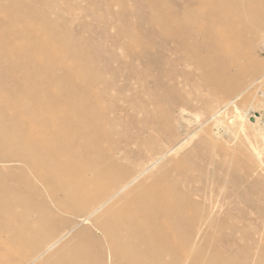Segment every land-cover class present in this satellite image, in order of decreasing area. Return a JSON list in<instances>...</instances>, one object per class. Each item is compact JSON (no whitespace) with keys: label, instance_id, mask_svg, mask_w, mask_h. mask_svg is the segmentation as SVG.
I'll return each instance as SVG.
<instances>
[{"label":"bare ground","instance_id":"obj_1","mask_svg":"<svg viewBox=\"0 0 264 264\" xmlns=\"http://www.w3.org/2000/svg\"><path fill=\"white\" fill-rule=\"evenodd\" d=\"M188 1H193L194 5L189 7V4L187 12L183 16L181 15L183 19L179 15L177 16L179 21L182 20L184 26L186 25L185 34L187 35L180 43L181 51L185 49L183 50L185 55L181 54L182 56H180L184 57L186 63H191L196 59L198 67H203L207 57L213 60V71L209 73L205 71L206 77L214 75V78L222 79L225 77L226 63L228 61L238 62L242 55H245L243 47L253 46L255 51L257 46L264 43V39L263 43H256L257 36L255 34L258 30H264V0ZM6 2L17 9L24 10L30 8L33 0H0V10L3 9ZM47 5L49 6V4ZM49 7L47 10L46 7L44 9L48 11ZM35 8L36 10L30 9L31 14H28L25 20L18 17L17 26L21 27L23 23L29 24L31 16L40 15L37 6ZM3 11H6L5 7ZM19 14L24 16V13L20 11ZM16 15L14 17H17ZM46 16L48 15L45 13L42 18ZM198 16L201 17V20L197 18ZM39 18L41 19V17ZM12 19L10 18V20ZM156 20L155 22L159 24V21ZM197 21V28L191 27ZM3 24L5 23L3 22ZM6 24L8 23L6 22ZM54 24L52 26H55ZM183 24L179 25L183 26ZM10 28L12 32L8 37L0 35V71H2L0 74L2 75L4 69L8 70L4 72V77L0 76L5 79V82L0 85V141L8 146L12 153L15 152L18 160L36 165L35 167L42 175L55 177V181L56 178L63 179L64 184L61 185L62 187L65 185L64 194L65 187L67 189L66 193L68 192L69 198L67 204L70 205V209L56 203L57 209L70 211L74 218L66 224L58 223V212L51 208L40 207L41 204L39 207L34 206L29 198L30 195L21 190H14V185L11 187L6 178H1L0 171V264H139L140 262L164 264L162 259L166 254H171L172 257L169 264H179L181 259L189 260L193 255H197V238L202 234L204 228L210 229L218 226L217 209L221 205L218 206V198L214 199L212 195L208 196L207 192H201L200 189L190 193L192 196L197 195L202 198L199 200L191 198L188 194L180 193L169 184L167 177L162 175V171L164 172L167 168L169 172H176L175 179L178 182L185 180L188 183L189 180L193 181L194 179L192 174L180 170L178 161L168 158L174 152L177 144L172 145L171 143L165 147L156 146L158 149L154 147L156 151L149 153L146 158L139 160L134 156L137 161L128 162V160L131 161V156L128 159V154L125 151L128 145H124L127 148L122 145L129 139H124L127 137V133H119V138L116 137V134L118 126L120 128L123 124L122 115L124 113L128 115L137 110L136 102L135 105L130 104L124 101L126 100L124 96L122 97L125 99L122 100L116 98L118 90L113 92L110 90V86L105 84L102 89H97V84L108 83L101 79L102 75L97 73L93 74L92 83L87 84V87L81 86L77 89L69 86L67 89V78L76 80L80 77L72 69L69 60L66 57L48 56L47 50L49 49L46 47V43L41 39L34 38L32 34L31 37L27 36L26 29H18L20 34L25 35L24 38H26L21 39L18 37L19 32L16 30V25L9 26ZM14 30L18 34L14 33ZM183 32L181 33L183 34ZM177 36L179 35L177 34ZM61 42L58 46L69 45L68 42ZM12 47L13 51L7 49ZM56 48L53 45V53L57 51ZM173 48L176 49V47ZM195 48H199L204 53L196 56L193 51ZM78 59L77 57L75 60ZM250 60L253 62L254 58L251 57ZM81 62L85 63V60ZM59 69H62L64 73L57 71ZM88 69L87 67L88 73H85L92 75L93 71L90 72L91 70L88 71ZM166 74L170 76V73ZM167 75L165 76L169 78ZM252 75H254V69L250 67L243 75L242 80L245 81ZM242 80L239 82V86L243 84ZM53 84L62 86V88L52 89ZM165 84H159V88L156 87L155 90L168 91ZM64 87L66 91H63ZM113 89L116 90L114 86ZM229 90H232V87ZM165 96L163 98L167 102ZM148 97L151 98L150 94ZM129 98L133 100L134 97ZM27 99L29 102H25ZM151 101L152 99L150 103ZM155 101L162 102L163 100ZM142 107L144 106L142 105ZM253 108L251 107L252 110ZM250 117L251 112L246 111L245 118L252 122ZM259 118H257L258 121ZM142 133L137 131L134 138L141 140L148 134L146 132L145 136L141 138ZM148 138L147 135L146 139ZM146 144L143 147L146 148ZM130 151V153L133 152L132 148ZM136 152L137 156H141L140 152ZM0 153L1 162L12 165L16 161V159L9 160L6 155ZM69 158L77 160L79 166L89 165L93 168V174L76 177V172L72 173L75 166L68 170L66 168ZM161 161L166 162L158 171L156 169L158 177L157 175L147 176L146 174ZM89 173L87 172V174ZM2 177H4L3 174ZM37 179L39 178L37 177ZM18 188L20 189V187ZM52 190L50 189V191ZM56 197L52 199H56ZM60 201L62 200L60 199ZM47 205L49 204L47 203ZM187 208L191 210L189 224L196 228V233L194 238L190 237L192 239L177 241L176 236H172V232L181 228V221L186 220L184 211ZM84 223L86 226L79 229ZM71 234H73L72 238ZM68 236L71 239L64 242ZM173 240L177 242H173ZM15 256L19 259H16Z\"/></svg>","mask_w":264,"mask_h":264},{"label":"rangeland","instance_id":"obj_2","mask_svg":"<svg viewBox=\"0 0 264 264\" xmlns=\"http://www.w3.org/2000/svg\"><path fill=\"white\" fill-rule=\"evenodd\" d=\"M40 1L46 4H41ZM159 1L163 3L160 4ZM193 3L188 0H149V2L148 0H39V2L33 0L30 8L20 10L6 2L4 5L6 11H3L4 7L0 10V35L8 37L12 32L9 26L16 25L17 32H19L18 29H26L27 36L31 37L32 34L34 38L43 40L49 49L47 50L48 56L66 57L71 63L72 69L80 76L76 80L67 78V89L69 86L77 89L81 86L87 87V84L89 85L92 81L93 74L97 73L102 75L101 79L108 82L103 85L97 84V89H102V86L107 85L113 92L118 90L116 98L121 100L126 98L124 101L130 104L136 102L137 110L132 112L133 114L127 115L123 112L121 120L125 127L123 124L120 128L118 126L116 134V137L119 138V133H127V137L124 139H129L122 145L124 148L126 147L124 145H128V148L130 146L133 150L130 153V148L129 150L127 147L125 149L128 159L131 158V161L128 160V162L137 161L136 157L139 160L146 158L149 153L156 151L154 148L156 146L165 147L171 143L172 145L177 144L174 152L168 158L178 161L180 170L192 174L194 179L193 181L189 180L188 183L185 180L178 182L175 179L176 172H169L167 168L165 173L162 171V175L166 176L169 184L180 193L188 194L191 198L199 200L202 198L197 195L192 196L190 193L200 189L201 192H207L208 196L212 195L214 199L218 198V206L221 205L217 209L218 226L210 229L204 228L202 234L197 238V255H193L189 260L181 259L179 264H207L208 262L209 264H264V58L260 53L262 45L257 46L255 51L253 46L243 47L245 55H242L238 62L228 61L226 63L225 77L222 79L218 80L216 77L214 78V75L206 77V73L213 71V60L207 57L203 67H198L196 59L191 63H186L184 57H181L185 55L183 51L185 49L182 50L183 52L181 51L180 43L187 35L185 34L186 25L184 26L182 20L179 21L177 16H183L187 12L186 10L194 5ZM35 5L40 13L37 15L38 18L29 15L30 18H28L31 20L29 24L23 23L21 27L17 26L18 17L25 20L27 15L31 14L32 9L36 10ZM39 5H42L41 8ZM43 5L46 10L48 7L50 10L46 11ZM19 11L24 13V16L19 14ZM45 13L48 15L47 18L44 17L46 19L42 18ZM152 14L154 15L152 16ZM15 15L17 17H14ZM153 17L154 19H152ZM10 18H13V21ZM197 18L201 20L200 16ZM155 20L159 21V24ZM53 24L55 26H52ZM179 24H183V26ZM196 26H198V21L191 25V27L197 28ZM167 29L169 30L167 31ZM182 31H184L183 34ZM14 33H16L15 30ZM255 34L257 36L256 43H263L264 30H258ZM24 36L19 32L18 37L26 39ZM202 39H204L203 36ZM61 41L68 42L69 45L58 46ZM52 43L54 47H57L55 53H53ZM177 48L180 50L175 52L178 50ZM7 49L13 51L14 48ZM193 51L196 56L204 53L199 48H195ZM73 55L79 59L75 60L77 57L75 58ZM251 57L254 58L253 62L250 60ZM84 60L86 64L81 62ZM87 67L91 70L90 72L93 71L92 75L87 74ZM250 67L254 69V75L243 81L242 77ZM6 71H8L7 68L0 76L4 77L3 74ZM57 71L64 73L62 69ZM205 71L207 72L205 73ZM166 73H170V76ZM82 74L83 76H81ZM3 77H0V85L5 82ZM241 80L243 84L239 86ZM161 83L167 84L165 87H168V91L155 90ZM113 86L116 90L113 89ZM229 86L232 87V90H229ZM57 87L62 88L56 84L52 85V89ZM63 91H66L65 87ZM149 94L151 98L148 97ZM128 96L134 97L133 100ZM164 96L167 97V102L163 98ZM135 99L136 101H134ZM25 102H29V100L27 99ZM251 107H254L253 110ZM138 110L139 112H137ZM246 111L251 112L250 120L252 122L245 118ZM155 113L157 114L154 115ZM148 127L150 130H147ZM136 130L143 132L141 138L145 136L146 132L148 134L139 140L134 138ZM169 134L171 136H168ZM147 135L148 139H146ZM152 136L154 137L152 138ZM151 140L154 142L152 143ZM145 142H148V145ZM2 143L0 141V152L6 155L9 160L16 159V161L12 162V165L0 161V171L4 176L2 177L1 174V178H6L11 187H20V189L14 187V190H21L30 195L29 198L34 206L39 207L41 204L40 207L51 208L58 212V223L70 222L74 218L73 214L70 211L57 209L58 203H60L58 205L70 209V205L67 204L69 198L66 187L65 194L63 193L65 186L62 187L63 179L56 178L55 181V177L42 175L35 167L36 165L18 160L15 152L12 153V150ZM151 143L155 145L153 146ZM145 144L146 148L143 147ZM136 151L140 152L138 154L142 158L137 156ZM135 152L136 154H133ZM122 153L124 152L122 151ZM76 161L74 158H69L67 170L75 166L72 173L75 171L76 177L93 174V168L87 164L79 166ZM165 162H158L155 168L146 175L156 176V172L164 166ZM90 169L91 171H89ZM85 171L90 173L87 174ZM192 182L194 183L192 184ZM50 189L53 190L50 191ZM54 196H57L56 199H52L55 198ZM184 212L186 220L181 221L182 225L179 230L172 232V236H176L177 241L192 239L196 233V228L189 224L191 210L187 208ZM83 226L86 224H82L79 229ZM70 236L72 238L73 234ZM70 236L64 242L70 240ZM177 241L173 240V242ZM15 258L19 259L16 256ZM162 261L164 264H169L172 261L171 254H166ZM183 261L185 262L183 263ZM139 264L147 263L140 262Z\"/></svg>","mask_w":264,"mask_h":264},{"label":"built area","instance_id":"obj_3","mask_svg":"<svg viewBox=\"0 0 264 264\" xmlns=\"http://www.w3.org/2000/svg\"><path fill=\"white\" fill-rule=\"evenodd\" d=\"M260 53H261V56L264 58V43L261 46Z\"/></svg>","mask_w":264,"mask_h":264}]
</instances>
